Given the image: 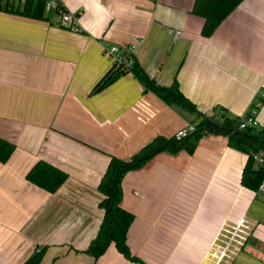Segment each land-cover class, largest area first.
<instances>
[{
    "label": "crops",
    "instance_id": "1",
    "mask_svg": "<svg viewBox=\"0 0 264 264\" xmlns=\"http://www.w3.org/2000/svg\"><path fill=\"white\" fill-rule=\"evenodd\" d=\"M58 1L78 31L55 11L0 10V137L16 146L0 163V264H23L42 247L41 264H138L114 245L98 259L83 252L104 216L99 184L112 156L128 160L197 116L131 73L91 94L113 67L106 51L135 46L157 85L177 80L207 116L243 117L261 102L264 129V0H244L210 38L195 0ZM247 158L226 136L204 133L193 154L161 153L127 173L131 253L146 264H264V192L242 185ZM40 161L68 175L57 192L27 180Z\"/></svg>",
    "mask_w": 264,
    "mask_h": 264
},
{
    "label": "trees",
    "instance_id": "2",
    "mask_svg": "<svg viewBox=\"0 0 264 264\" xmlns=\"http://www.w3.org/2000/svg\"><path fill=\"white\" fill-rule=\"evenodd\" d=\"M243 1L195 0L193 12L205 20L201 32L202 36L210 38L220 24ZM45 4L46 0H26L24 3L16 0H0V10L28 18L43 19L47 12ZM132 56L133 63L130 68L123 69L114 64L96 84L91 94L103 91L122 76L131 73L145 87L146 91L155 93L168 105L177 106L201 119L195 125L196 131L183 140H178L176 136L170 138L159 136L142 147L128 160L112 156L99 184L98 188L103 196L99 206L103 210L104 216L96 238L83 252L94 259H98L107 251L109 246L114 245L127 260L146 264L131 253L127 244L128 232L135 220V215L122 206V182L125 175L144 168L161 153L176 154L186 151L193 154L204 133L220 134L228 138L230 147L248 156L243 171L242 185L252 191H258L264 180V169L254 168L252 156L258 153L264 154V129L247 127L240 130L241 117L231 118L226 116L224 112L213 116L201 113L196 104L181 91L177 80L169 87L154 84L147 72L136 61L134 54L126 53V57L132 58ZM15 148L16 146L12 141L0 137V163H6L11 158ZM26 178L37 187L55 193L67 181L68 175L49 163L40 161L28 172ZM47 250L48 247L37 248L23 264H41Z\"/></svg>",
    "mask_w": 264,
    "mask_h": 264
},
{
    "label": "built area",
    "instance_id": "3",
    "mask_svg": "<svg viewBox=\"0 0 264 264\" xmlns=\"http://www.w3.org/2000/svg\"><path fill=\"white\" fill-rule=\"evenodd\" d=\"M17 2H21L24 3L26 0H16ZM46 10L48 11H55L58 13V15L60 16V25L62 27H68L71 30L74 31H78L79 28L75 23L76 18L67 13L63 7L60 5L58 0H46V4H45ZM181 32H177L176 36L180 37L181 36ZM135 50V46L130 47L128 50H123L121 49L119 46H113L110 47V49H108L106 52L107 54H109L112 59H113V65L115 64L118 67H122L123 69H128L131 67L132 63H133V56L131 57H126V53L128 54H134ZM261 107V102H256L254 103L249 112L241 117V122L239 124V129L240 130H244L247 127H258L259 126V122L257 120V114H258V110ZM196 131V126L194 124H190L188 125L186 128L180 130L177 134H176V138L178 140H183L187 137H189L190 135H192L194 132ZM253 161H254V168L255 169H264V154L262 153H258V154H254L253 156ZM260 191L264 192V180L259 188Z\"/></svg>",
    "mask_w": 264,
    "mask_h": 264
},
{
    "label": "rangeland",
    "instance_id": "4",
    "mask_svg": "<svg viewBox=\"0 0 264 264\" xmlns=\"http://www.w3.org/2000/svg\"><path fill=\"white\" fill-rule=\"evenodd\" d=\"M199 121H201V119L197 116V118H196V124H197Z\"/></svg>",
    "mask_w": 264,
    "mask_h": 264
},
{
    "label": "water",
    "instance_id": "5",
    "mask_svg": "<svg viewBox=\"0 0 264 264\" xmlns=\"http://www.w3.org/2000/svg\"><path fill=\"white\" fill-rule=\"evenodd\" d=\"M153 83L156 84V80H153Z\"/></svg>",
    "mask_w": 264,
    "mask_h": 264
},
{
    "label": "bare ground",
    "instance_id": "6",
    "mask_svg": "<svg viewBox=\"0 0 264 264\" xmlns=\"http://www.w3.org/2000/svg\"><path fill=\"white\" fill-rule=\"evenodd\" d=\"M192 124V123H191Z\"/></svg>",
    "mask_w": 264,
    "mask_h": 264
}]
</instances>
